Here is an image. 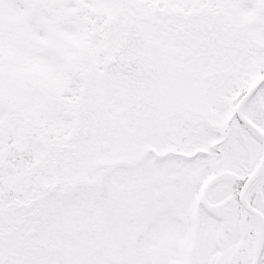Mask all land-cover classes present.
Wrapping results in <instances>:
<instances>
[{"label": "snow or ice", "instance_id": "obj_1", "mask_svg": "<svg viewBox=\"0 0 264 264\" xmlns=\"http://www.w3.org/2000/svg\"><path fill=\"white\" fill-rule=\"evenodd\" d=\"M0 264H264V0H0Z\"/></svg>", "mask_w": 264, "mask_h": 264}]
</instances>
